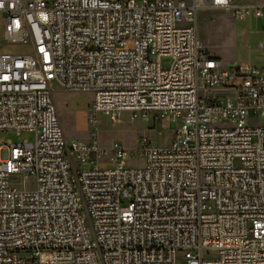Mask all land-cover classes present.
<instances>
[{"label": "built area", "instance_id": "1", "mask_svg": "<svg viewBox=\"0 0 264 264\" xmlns=\"http://www.w3.org/2000/svg\"><path fill=\"white\" fill-rule=\"evenodd\" d=\"M202 9L264 19L232 0H0V132L36 135L0 159V264H264V67L213 56ZM54 86L91 91L93 121L175 123L172 142L85 168L108 152L68 142Z\"/></svg>", "mask_w": 264, "mask_h": 264}, {"label": "rangeland", "instance_id": "2", "mask_svg": "<svg viewBox=\"0 0 264 264\" xmlns=\"http://www.w3.org/2000/svg\"><path fill=\"white\" fill-rule=\"evenodd\" d=\"M260 1L264 2V0ZM198 21L199 33L209 43L210 53H223L224 59L227 55H232L241 64L264 67V53L260 49L264 31L262 26L257 28L256 19L252 22L249 20L247 23L234 21L236 29H233L225 14L208 11L201 13ZM256 29L262 32H257ZM2 32L3 24L0 21V38ZM9 50L18 51L19 49ZM171 64L170 58H164L162 61L164 67H169ZM52 94L68 142L92 143L95 141L101 150L108 152V156L102 159H98L96 153H90V163L86 164L85 168L91 166L94 161L101 164L111 161L112 147L115 143H120L127 148V164L133 168H140L144 165L143 158L138 154L141 138L148 137L153 144L166 147L171 144L174 137L176 124L169 125L161 118L149 120L140 116L134 119L129 113L109 115L100 113L95 121L91 120L90 111L93 105L91 91H68L54 86ZM202 94L207 95L212 92ZM35 139V133L28 131L0 132V147H2L0 159L6 157V148L10 143H33ZM11 181H18L19 186H24L25 189H33L35 184L33 176H16ZM177 261L183 264L181 254L178 255Z\"/></svg>", "mask_w": 264, "mask_h": 264}, {"label": "crops", "instance_id": "3", "mask_svg": "<svg viewBox=\"0 0 264 264\" xmlns=\"http://www.w3.org/2000/svg\"><path fill=\"white\" fill-rule=\"evenodd\" d=\"M232 2L235 3V4H253V3H256V2L261 3V4H264V2H262L260 0H241V1H239V0H232ZM208 11H213L215 13L216 12H220L222 14H225L227 20L229 21V24H231L230 26L233 27V29L234 28L236 29V27L234 25V21H237V20L235 19L234 14L230 10H223V9H202V10H200L198 12V15H197V35H198L199 41L209 51L210 50L209 49V43L207 41H205L204 36L200 35V33H199V21H198L201 13H205V12H208ZM249 20L252 22L253 19H249ZM248 21H246V23ZM262 21H264V19H256L257 26H258L257 28L259 29V27L262 26L263 31H264V23L262 24ZM258 29H256L257 32H262V31H259ZM253 31H255V30H253ZM263 46H264V37H262L261 38V41H260V49H261L262 53H264L263 50H262V47ZM211 54L213 56H215V57L221 58L222 60L226 61L227 63H229L231 65H234V64L235 65H238V64L239 65H245L244 63L243 64L239 63V61H237L235 58H233L232 55H227V58L224 59V57H223L224 54L223 53L214 52V54L213 53H211Z\"/></svg>", "mask_w": 264, "mask_h": 264}]
</instances>
